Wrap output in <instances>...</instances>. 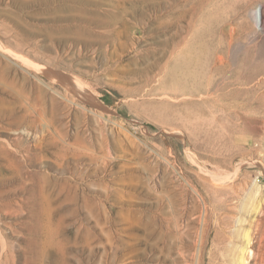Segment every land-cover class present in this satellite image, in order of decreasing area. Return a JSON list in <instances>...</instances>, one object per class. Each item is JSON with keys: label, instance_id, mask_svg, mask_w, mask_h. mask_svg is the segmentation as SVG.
Listing matches in <instances>:
<instances>
[{"label": "rangeland", "instance_id": "rangeland-1", "mask_svg": "<svg viewBox=\"0 0 264 264\" xmlns=\"http://www.w3.org/2000/svg\"><path fill=\"white\" fill-rule=\"evenodd\" d=\"M0 264H264V0H0Z\"/></svg>", "mask_w": 264, "mask_h": 264}, {"label": "bare ground", "instance_id": "bare-ground-1", "mask_svg": "<svg viewBox=\"0 0 264 264\" xmlns=\"http://www.w3.org/2000/svg\"><path fill=\"white\" fill-rule=\"evenodd\" d=\"M257 18L258 21L262 23L263 14L261 7L257 9ZM164 46H165L163 52L164 58L168 57V59H172L176 55L175 57H177L178 59V63L176 64L177 69L193 77H196L200 73L201 74L207 73V69L209 68L210 62L214 70L217 72H221L223 69H225L227 67V58L225 54L230 51L232 42H228L227 44L225 42H198V41L164 42ZM259 73L261 72L257 70L254 74L248 75L246 79H244V81H241V85L248 88L251 82L255 79V77L259 75ZM237 83L239 82L237 81ZM211 86H213V83L209 81L204 86V89L209 91ZM218 86L224 89L229 87V84L222 82ZM192 87L196 88L197 86L193 85Z\"/></svg>", "mask_w": 264, "mask_h": 264}]
</instances>
